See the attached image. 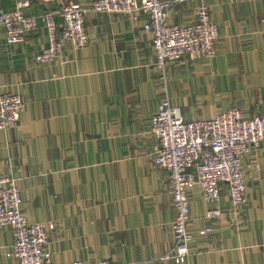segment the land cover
Returning <instances> with one entry per match:
<instances>
[{"label": "crops", "instance_id": "0c3cea01", "mask_svg": "<svg viewBox=\"0 0 264 264\" xmlns=\"http://www.w3.org/2000/svg\"><path fill=\"white\" fill-rule=\"evenodd\" d=\"M94 1L0 0V11L25 3L38 18L21 44L0 29V92L26 104L19 126L0 131V177L18 182L30 223L46 224L53 264H264V142L243 158V212L234 214L221 186L224 217L207 222L200 188L189 190L190 256L161 262L174 250L176 211L151 130L165 89L186 121L233 108L264 116V0H162L176 2L171 24L196 23L206 6L220 29L216 56L168 64L166 87L144 16L90 13L85 48L69 43L58 61H36L50 43L41 16ZM12 244V228L0 229V264H18L6 256Z\"/></svg>", "mask_w": 264, "mask_h": 264}, {"label": "built area", "instance_id": "2783aa9c", "mask_svg": "<svg viewBox=\"0 0 264 264\" xmlns=\"http://www.w3.org/2000/svg\"><path fill=\"white\" fill-rule=\"evenodd\" d=\"M175 1L162 0H95L91 8L78 4L62 6L41 16L49 34V46L36 57L40 64L58 61L67 44L75 50L89 43L86 20L90 13L129 15L139 21L145 17L144 30L153 36L155 64L163 85L167 86V66L185 58L212 59L217 54L219 26L210 10L202 6L198 20L192 25L171 24L169 15ZM22 3L15 10L0 11V29L7 42L17 45L38 28V18L27 16ZM59 21L61 22L59 24ZM158 112L152 118V134L156 138L153 160L168 172L167 189L172 197L176 219L173 223L174 250L160 258L185 263L190 256L193 234L189 230L191 208L189 190L198 186L209 209L207 222H220L221 186H227L234 214L247 206V184L243 172L245 155L264 142V116L246 117L238 108L224 112L213 120L186 121L179 108L172 106L167 90ZM26 112L20 95L0 92V131L15 129ZM23 196L18 182L0 177V229L11 227L12 249L6 253L18 264H53V253L45 223H30L23 211ZM212 231L211 226L201 231ZM81 264V263H75ZM100 264H110L105 260Z\"/></svg>", "mask_w": 264, "mask_h": 264}, {"label": "rangeland", "instance_id": "374dc122", "mask_svg": "<svg viewBox=\"0 0 264 264\" xmlns=\"http://www.w3.org/2000/svg\"><path fill=\"white\" fill-rule=\"evenodd\" d=\"M22 117H23V116H22ZM153 136H154V135H153ZM21 192H22V191H21ZM230 202H231V200H230ZM189 225H190V224H189ZM172 230H173V227H172ZM189 230H190V227H189ZM173 234H174V232H173ZM12 235H13V233H12ZM12 246H13V245H12ZM12 246H11V248H10L9 250L12 249ZM189 249H190V248H189ZM9 250H8V251H9ZM8 251H7V252H8ZM189 253H190V251H189ZM163 257H164V256H163ZM161 258H162V257H161ZM159 260H160V259H159Z\"/></svg>", "mask_w": 264, "mask_h": 264}]
</instances>
